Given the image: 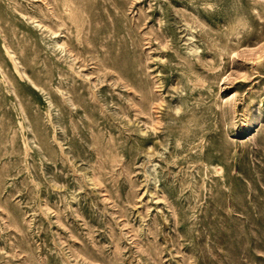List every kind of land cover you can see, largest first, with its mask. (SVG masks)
<instances>
[{
  "label": "rangeland",
  "instance_id": "obj_1",
  "mask_svg": "<svg viewBox=\"0 0 264 264\" xmlns=\"http://www.w3.org/2000/svg\"><path fill=\"white\" fill-rule=\"evenodd\" d=\"M0 264H264V0H0Z\"/></svg>",
  "mask_w": 264,
  "mask_h": 264
},
{
  "label": "bare ground",
  "instance_id": "obj_2",
  "mask_svg": "<svg viewBox=\"0 0 264 264\" xmlns=\"http://www.w3.org/2000/svg\"><path fill=\"white\" fill-rule=\"evenodd\" d=\"M70 13V11H69ZM226 41H228L229 37L231 36H235L237 35V32H236V29L234 28V24L231 23V22H228L227 24V31H226ZM205 36L207 37L208 34H205ZM194 52H195V57L196 59L199 61L198 64H200L201 66L203 67H207L208 68V64L204 63V62H201L200 59H202L203 56H211L212 58H218V59H221L225 54H226V48L225 47H220L218 46L214 41L212 42H209L207 44V49H209L211 51V53H206V54H197V49L194 48ZM5 51V54L8 56V59H10V61L12 62L11 64H13V67L14 69L16 70V67H15V63H14V58L11 56V54L7 51V48L5 47L4 49ZM214 69V67L212 68ZM211 69V70H212ZM17 71V70H16ZM209 71V70H208ZM19 76H20V72L17 71L16 72ZM179 109V108H178ZM177 109V111H178ZM176 111V110H175ZM158 125V124H157ZM55 136V135H54Z\"/></svg>",
  "mask_w": 264,
  "mask_h": 264
}]
</instances>
